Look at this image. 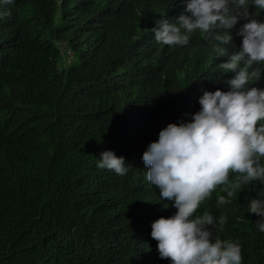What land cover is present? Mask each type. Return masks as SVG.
Returning <instances> with one entry per match:
<instances>
[{
  "label": "trees",
  "instance_id": "16d2710c",
  "mask_svg": "<svg viewBox=\"0 0 264 264\" xmlns=\"http://www.w3.org/2000/svg\"><path fill=\"white\" fill-rule=\"evenodd\" d=\"M241 91L264 108V0H0V264H154L163 198L165 264H264V110L233 116ZM199 142L215 162L181 190Z\"/></svg>",
  "mask_w": 264,
  "mask_h": 264
},
{
  "label": "clouds",
  "instance_id": "9594fccd",
  "mask_svg": "<svg viewBox=\"0 0 264 264\" xmlns=\"http://www.w3.org/2000/svg\"><path fill=\"white\" fill-rule=\"evenodd\" d=\"M178 11V10H177ZM176 11V12H177ZM170 14H175L174 12H171ZM214 58L215 60H220L223 65L228 67V71L237 75H244L242 73V65L246 61L244 57L237 54L235 51L230 50L226 47H214ZM242 95H240V98H237L235 102H233L232 107L230 108V113L233 116L242 118L243 114H245L247 111H260L263 112L264 108L258 107V109H255L251 107V103L253 101V98L250 97L248 92L241 91L239 92ZM259 98H262L260 96ZM200 150H203L205 152V155H203L200 159H198L196 162H193L190 160L189 156L188 159L182 161L180 165L176 168V174L179 180V187L182 189H185L187 191L188 188L198 182L203 173L209 171L212 164L215 162V158L217 156V153L214 152L212 149L208 148L204 143L199 142ZM162 162L160 165H163ZM167 164V163H166ZM169 165V164H167ZM160 206L161 210L156 209L157 214L161 216V220L159 221L162 225L157 223V231L162 236V244H166V246L169 248L166 252H160L156 255H153L154 257V264H165V261L168 259L170 255V249L172 244V235H171V229L174 226L172 220L167 219L168 213L173 212L176 213V210L178 209L177 206L167 199L163 198V201Z\"/></svg>",
  "mask_w": 264,
  "mask_h": 264
}]
</instances>
